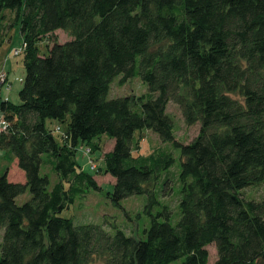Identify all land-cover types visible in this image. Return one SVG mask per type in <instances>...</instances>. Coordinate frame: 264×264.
I'll return each mask as SVG.
<instances>
[{
	"label": "trees",
	"instance_id": "trees-1",
	"mask_svg": "<svg viewBox=\"0 0 264 264\" xmlns=\"http://www.w3.org/2000/svg\"><path fill=\"white\" fill-rule=\"evenodd\" d=\"M7 9L21 23L26 74L20 103L0 97L9 123L0 151L18 159L26 182L12 181L9 167L0 175V264H264V199L243 193L264 182V0H0V48ZM59 29L72 39L59 42ZM121 74L140 76L148 92L109 98ZM169 101L188 125L202 124L190 143L176 137ZM68 118L62 143L48 119ZM146 128L181 148L179 220L167 204L153 214L176 159L162 148L141 153L136 132ZM103 135L115 139L103 155L114 204L148 195L143 237L61 215L76 194L102 189L77 155L81 144L101 150Z\"/></svg>",
	"mask_w": 264,
	"mask_h": 264
},
{
	"label": "rangeland",
	"instance_id": "rangeland-1",
	"mask_svg": "<svg viewBox=\"0 0 264 264\" xmlns=\"http://www.w3.org/2000/svg\"><path fill=\"white\" fill-rule=\"evenodd\" d=\"M7 9V19L4 21L3 27V46L0 48V71L6 70L8 73L11 66L14 67L12 70L11 89L8 90L5 86L0 87V93H4L9 99L20 103L19 92L22 89L24 78L26 74V67L24 66V56L25 54L20 53V55H15L14 50L16 48H22L24 45L23 33L21 32V23L12 25L15 18V13ZM56 38L59 42L64 43V41L72 39V36L66 30H56ZM41 54H49V47L53 45L52 37H45L42 42H40ZM23 77V78H21ZM123 75L117 76L112 84L111 90L109 92V98L111 97H122L125 95H143L148 92L149 86L147 82H144L140 76H133L132 78L122 82ZM233 96L243 101V98L237 94L233 93ZM168 112L173 115L175 119V134L178 140L185 143H190L194 140L201 130L202 124L200 122L188 125L185 121L184 114L182 113L179 103L173 101L168 102ZM68 121L62 122L60 120L48 119V125L54 131L55 138L62 142L64 132L67 131ZM60 125L61 129H57ZM136 139L140 141L141 153L147 155L150 152L162 148L167 152L172 151L176 159L175 163L163 173V178L160 180L157 187V193L161 195V204L156 206L153 210V214L156 215L164 205H170L173 210V214L179 212V198L181 197L182 181H180L181 165H182V155L181 148H176L171 142L163 143L161 137L158 133L151 129L142 130L136 132ZM113 141L107 135H103L101 139L102 149L97 152L88 153L87 147L81 144L78 150L77 160L82 167L87 171L93 173L95 178L102 187L101 190H96L94 188L86 189L85 192L76 194L74 202H72L67 209L62 212V216L73 218L75 223L78 225L85 224H102L104 228H107L112 233H115L116 228H122L127 234L134 235L136 237L145 236V229L148 228L152 222L153 215L147 211L148 195L147 194H137L128 196L121 201L120 204H114L108 192H112L114 189L115 176L111 173H106L104 171L105 162L103 155L106 151L113 148ZM63 143V142H62ZM15 160H12L9 156L4 155L0 157V175L3 171L9 167L10 177L13 180L24 181L26 180L25 172L18 165L17 158L14 156ZM49 158L48 154L44 155V159ZM96 163L97 167L93 168L92 164ZM42 174H48L51 177V185L59 181V176L57 175L54 165L50 162H45L42 167ZM165 180L171 181L168 185L167 192L168 195H162V187L164 186ZM165 187V186H164ZM173 189V191H172ZM172 191V192H171ZM244 197L253 200H263L264 199V182L259 183V185H251L243 190ZM31 197V191L27 190L26 193L17 196L18 203L23 204ZM174 216L171 222L175 223L177 220ZM116 227V228H115ZM3 233V231H1ZM210 252V257L212 261L218 259L217 246L214 243L207 245ZM181 260H174L170 264H179ZM88 264H106L103 258L96 256Z\"/></svg>",
	"mask_w": 264,
	"mask_h": 264
},
{
	"label": "built area",
	"instance_id": "built-area-1",
	"mask_svg": "<svg viewBox=\"0 0 264 264\" xmlns=\"http://www.w3.org/2000/svg\"><path fill=\"white\" fill-rule=\"evenodd\" d=\"M25 47H26V44L24 43L22 48H16L14 50V54L15 55H20V53L24 52ZM3 86H5L8 90H10L11 86H12V83L9 81V74H8V72L5 69L0 71V87H3ZM8 125H9V123L5 119L4 112L0 111V131L2 129H6L8 127ZM57 129H60V126H57ZM86 151L88 153H91L90 148H87ZM92 167L96 168L97 167L96 163H93Z\"/></svg>",
	"mask_w": 264,
	"mask_h": 264
},
{
	"label": "crops",
	"instance_id": "crops-1",
	"mask_svg": "<svg viewBox=\"0 0 264 264\" xmlns=\"http://www.w3.org/2000/svg\"><path fill=\"white\" fill-rule=\"evenodd\" d=\"M14 69V67H12L11 66V69L9 70L10 72L8 73L9 74V81L11 82V77H10V75L12 74V70ZM21 78H23V77H21ZM12 83V82H11ZM0 97L1 98H5V99H9L7 96H5L4 95V93H0ZM58 126H60V125H58ZM60 129H61V127H60ZM115 142L113 141V144H114ZM4 154H5V152L4 151H0V157H3L4 156ZM14 160H15V158H14ZM17 162H18V159H17ZM8 177H10V170H9V173H8ZM10 179L12 180V181H17V180H13L11 177H10ZM22 182H26V180H24V181H22ZM3 235H4V233H2L1 231H0V239L3 237Z\"/></svg>",
	"mask_w": 264,
	"mask_h": 264
}]
</instances>
